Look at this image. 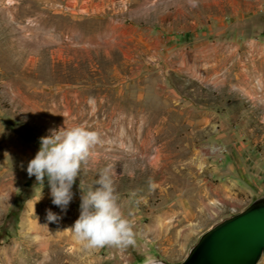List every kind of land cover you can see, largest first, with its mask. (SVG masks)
<instances>
[{"label":"rangeland","instance_id":"rangeland-1","mask_svg":"<svg viewBox=\"0 0 264 264\" xmlns=\"http://www.w3.org/2000/svg\"><path fill=\"white\" fill-rule=\"evenodd\" d=\"M76 126L102 143L62 211L27 165ZM105 169L134 220L123 250L71 230ZM263 195L264 0H0V264H177Z\"/></svg>","mask_w":264,"mask_h":264},{"label":"clouds","instance_id":"clouds-1","mask_svg":"<svg viewBox=\"0 0 264 264\" xmlns=\"http://www.w3.org/2000/svg\"><path fill=\"white\" fill-rule=\"evenodd\" d=\"M101 143L96 131L83 126L53 131L40 138V149L29 161L27 174L35 176L37 183L42 185L47 178L52 203L66 211L73 200L72 188L82 165L91 156L92 149ZM94 184L99 187L93 188L92 185L85 190L80 182V215L71 228L75 237L85 242L88 249L116 247L123 250L135 246L134 220L130 218L131 213L126 216L122 211L120 196L109 170L99 173ZM59 219L51 210L47 211L49 222ZM143 264H160V261L148 255Z\"/></svg>","mask_w":264,"mask_h":264},{"label":"water","instance_id":"water-1","mask_svg":"<svg viewBox=\"0 0 264 264\" xmlns=\"http://www.w3.org/2000/svg\"><path fill=\"white\" fill-rule=\"evenodd\" d=\"M261 255L264 257V195L201 233L177 264H256Z\"/></svg>","mask_w":264,"mask_h":264},{"label":"bare ground","instance_id":"bare-ground-1","mask_svg":"<svg viewBox=\"0 0 264 264\" xmlns=\"http://www.w3.org/2000/svg\"><path fill=\"white\" fill-rule=\"evenodd\" d=\"M251 61V60H250ZM261 61V60H260ZM259 61V62H260ZM244 64V63H243ZM246 73V72H245ZM245 73L244 72H240V76L242 77V82L244 83H249L248 82V79L245 77ZM247 76V75H246ZM251 76V75H250ZM239 79V78H238ZM251 88H252V90L254 89V87L253 86H251V85H249ZM258 261H259V259L257 260V262H256V264L258 263Z\"/></svg>","mask_w":264,"mask_h":264}]
</instances>
